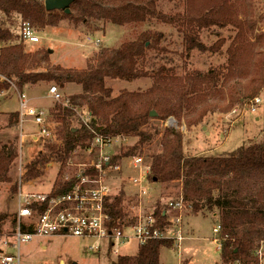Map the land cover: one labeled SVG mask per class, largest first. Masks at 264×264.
I'll return each instance as SVG.
<instances>
[{"label": "trees", "instance_id": "16d2710c", "mask_svg": "<svg viewBox=\"0 0 264 264\" xmlns=\"http://www.w3.org/2000/svg\"><path fill=\"white\" fill-rule=\"evenodd\" d=\"M163 1L180 3L183 12L164 16L158 10ZM68 9L66 15L62 11L46 12L42 0H0L1 14L15 15L38 31L55 28L66 20L122 28L153 22L178 24L183 72L178 73L172 64L147 67L149 50L164 52L159 48L166 42L161 33H143L119 49H99L84 70L72 71L49 68V51H27L21 40L9 44L13 34L0 27V44H4L0 48V95L14 89L23 95L25 87L40 83H54L60 91L66 85L81 88V95L69 98L68 103L67 99L55 102L49 112L61 129L58 158L63 163L77 149H89L93 133L107 139H136L133 146L112 157L111 166L141 155L160 138V153L150 157V183L166 188L181 185L183 203L194 215L218 213L221 264H258L255 251L264 243V144H246L227 156L186 157L181 133L170 128L161 130V125L173 118L190 130L209 115L228 113L258 98L264 88V31L260 33L257 24H264V0H71ZM260 9L262 13H258ZM210 29L235 31L225 51L226 64L205 72L188 68L194 51L217 55L223 49L224 39L209 48L201 43V33ZM142 79L151 81L142 92L123 91L112 97L111 90L105 87L106 80L131 84ZM83 110L90 117L87 123L82 121ZM151 113L156 116L151 118ZM8 118L10 128L19 123L18 113ZM73 122L76 128L71 127ZM17 156L16 144L0 146V186L11 183L9 172ZM86 172L95 175L93 169L83 174ZM75 184V177L56 183L46 195V202L32 203L27 208L34 215H42L48 209V198L70 194ZM17 191L15 184L9 188L10 194ZM123 201L120 195L109 196L104 205V212L112 220L110 229L136 222L125 213ZM154 218L159 230L169 228L164 212L156 210ZM18 227L22 233L33 232L29 222L18 225L16 213L0 214V238H10ZM170 245L169 240L148 242L138 247L135 256H119L114 264H159L160 249Z\"/></svg>", "mask_w": 264, "mask_h": 264}, {"label": "rangeland", "instance_id": "374dc122", "mask_svg": "<svg viewBox=\"0 0 264 264\" xmlns=\"http://www.w3.org/2000/svg\"><path fill=\"white\" fill-rule=\"evenodd\" d=\"M227 1L232 2L233 0ZM158 10L164 16L171 17L182 13L183 6L180 3L163 1L159 3ZM258 13H262L261 9L258 10ZM22 24L30 26L29 23L23 22L15 15L7 17L0 13V27L10 30L14 36L9 44L20 42L19 33ZM88 24L83 25L66 20L60 22L55 28L47 27L43 31L33 28L39 41L33 45L25 43L26 50L49 51L50 55L47 58L49 68L61 67L64 70L81 71L86 68L87 62L99 49H119L123 43L133 41L143 33H161L166 42L161 43L159 48L164 49V52L149 50L147 52V67L156 68L161 64H172L171 66L178 73L183 72V46L182 37L177 31L178 24L174 26L153 22L123 28L100 22ZM257 29L262 33L264 24L259 22ZM234 35L235 31L230 29L203 31L200 35L201 43L206 48L214 45L219 39H224L225 45L217 55L194 51L187 67L205 72L209 68L225 65L227 58L225 51ZM94 43H97L98 46H95ZM2 47L4 44H0V48ZM168 67L170 66L168 65ZM150 85L151 81L147 79L131 84L113 80L105 82V87L111 90L112 97L118 96L123 91L142 92L147 90ZM52 87H56L54 83L49 85L40 83L32 87H25L23 95H19L20 92L15 89L0 95V146L11 142L16 144L18 151V156L9 172L11 183L0 186V214L16 213L18 194L48 195L56 183L73 179L83 168H89L92 163H96L98 160L92 150L93 141L89 150L77 149L64 163L58 158L62 145V133L59 126L49 116L50 109L55 102L60 103L61 100L67 99L66 103H68L69 98L79 96L83 92L79 86L66 85L61 91L56 89L59 100L55 99V101L48 95V91ZM21 96H24L23 101L28 106L45 112L47 125H50L49 135L41 136L39 128L29 119L22 121L19 119L17 125H13L12 128L8 126V115L19 112ZM258 98L259 104L253 106L254 112L251 111L252 104L250 103L235 106L228 113L207 116L203 123L190 130L183 122L178 123L173 118H168L161 125V130L170 128L181 133L183 154L186 157L227 156L246 144H264V88ZM83 111L84 115L86 110ZM84 116H82V121L90 119L88 115ZM71 127L76 128V123L73 122ZM135 142L136 139H113L111 143L112 156L118 155L123 148L133 146ZM159 142L160 138L145 148L141 155L136 156L142 159V170L133 169L127 164L129 158H124L120 163L115 164L116 167H119L118 170L108 171L105 183L110 186V196L120 195L124 200L125 213L137 219L140 217L142 221L144 218V224L148 217L154 218L156 210L164 212L167 221L171 223V227L163 234L166 237L176 231L178 225L173 222L178 217L181 218L182 233L186 240L175 253L168 250L172 245L162 247L159 252V264H221V251L214 244V241L219 239V234L212 233V229L220 227L218 213L194 215L185 205L182 210L172 208L170 205L182 200L181 185L172 184L166 188L150 183L147 179L148 170L145 168L149 167L151 163L150 157L160 153ZM112 169L114 167L109 170ZM141 175L146 176V181L142 184L145 188V195L142 196L137 193L136 187L131 182L132 179ZM13 184L18 187L15 195L9 193V188ZM124 229L126 228H119L126 235L127 232ZM106 242L97 243L70 236H55L34 239L28 244L20 245L18 253L21 264H114L118 257L112 254V250ZM93 244L100 246L98 252L90 250V246ZM262 244L263 242L259 247ZM10 245H12L11 238L1 237V254L16 255L17 250L9 248ZM138 246L136 240H121L117 248L120 257H131L137 254Z\"/></svg>", "mask_w": 264, "mask_h": 264}, {"label": "built area", "instance_id": "2783aa9c", "mask_svg": "<svg viewBox=\"0 0 264 264\" xmlns=\"http://www.w3.org/2000/svg\"><path fill=\"white\" fill-rule=\"evenodd\" d=\"M20 40L27 44H36L39 39L37 33L28 24H22L20 29ZM93 43V42H91ZM98 46L97 43H94ZM48 95L54 100H59V94L55 87H52L48 91ZM21 96L19 102L18 117L20 121L29 119L31 122L39 128L41 136L49 135L50 125H47L45 112L41 109L33 108L28 106L23 101ZM55 100V101H56ZM251 111L254 112V107L259 104V98L254 99ZM89 119L85 120L87 123ZM171 125V124H170ZM93 148L98 160L96 163H92L89 168H83L78 175L75 176L76 184L72 192L66 196H59L57 198H48V209L42 215H34L27 206L32 203H44L47 201V196L29 195V194H18L17 195V221L19 223L29 222L33 225L32 233H22L19 227L16 229L12 239V245L9 248L17 250L16 255L1 254L0 250V264H21L19 257V246L28 244L34 239H45L55 236H70L76 239L96 241L97 243L107 241L112 250V254L119 257V249L117 245L121 240H136L138 247L147 244L152 241L169 240L172 247L168 250L171 253H175L179 250L181 244L186 240L182 233L181 218L178 217L174 224L178 225L176 231L169 237L163 235L167 230H159L156 225V219L151 216L147 218V222L144 224V218H135L136 222L134 225L125 227L126 235L119 229H110L111 218L104 212V205L110 196V186L105 183V178L108 176V171L118 170L119 167L111 166L110 162L112 159V142L113 139H107L93 133ZM90 149V147H89ZM87 149V150H89ZM91 152V150H90ZM142 159L133 157L129 158L127 164L133 169H141ZM109 170L110 168H113ZM87 169H93L95 172L94 177L89 176L88 173L83 171ZM145 170L149 171V167ZM146 176L141 175L138 178L132 179V184L136 187L137 193L142 196L145 195V188L142 185L146 181ZM172 208H178L179 210L184 209V203L180 199L178 203L170 205ZM154 222V224H153ZM137 224V225H136ZM171 227V223L170 226ZM220 227L217 226L212 229V233L219 234V239L214 241L221 250L220 240ZM137 247V248H138ZM90 250L99 251L100 246L93 244L90 246ZM255 257L258 264H264V243L262 246L256 249ZM239 264V263H235Z\"/></svg>", "mask_w": 264, "mask_h": 264}, {"label": "water", "instance_id": "95a60500", "mask_svg": "<svg viewBox=\"0 0 264 264\" xmlns=\"http://www.w3.org/2000/svg\"><path fill=\"white\" fill-rule=\"evenodd\" d=\"M43 4L46 12L62 11L68 15V8L71 5V0H43ZM155 116L154 113L150 114L151 118H154Z\"/></svg>", "mask_w": 264, "mask_h": 264}, {"label": "crops", "instance_id": "0c3cea01", "mask_svg": "<svg viewBox=\"0 0 264 264\" xmlns=\"http://www.w3.org/2000/svg\"><path fill=\"white\" fill-rule=\"evenodd\" d=\"M44 249V248H43Z\"/></svg>", "mask_w": 264, "mask_h": 264}]
</instances>
